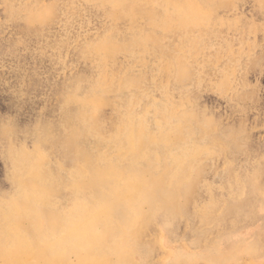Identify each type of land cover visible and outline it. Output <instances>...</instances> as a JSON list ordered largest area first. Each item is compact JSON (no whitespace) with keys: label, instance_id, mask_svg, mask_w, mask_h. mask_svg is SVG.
Wrapping results in <instances>:
<instances>
[{"label":"rangeland","instance_id":"374dc122","mask_svg":"<svg viewBox=\"0 0 264 264\" xmlns=\"http://www.w3.org/2000/svg\"><path fill=\"white\" fill-rule=\"evenodd\" d=\"M0 264H264V0H0Z\"/></svg>","mask_w":264,"mask_h":264}]
</instances>
